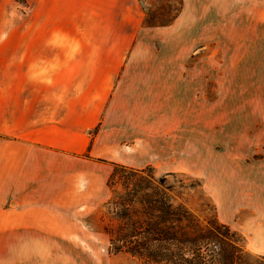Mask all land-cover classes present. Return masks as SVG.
<instances>
[{
  "label": "crops",
  "instance_id": "0c3cea01",
  "mask_svg": "<svg viewBox=\"0 0 264 264\" xmlns=\"http://www.w3.org/2000/svg\"><path fill=\"white\" fill-rule=\"evenodd\" d=\"M143 2L24 0L21 26L1 34L0 132L7 178L20 181L15 204L91 207L108 196L113 164L155 162L159 145L170 147V98L190 95L187 60L201 58L204 37L230 44L217 49L221 65L264 62V0H182L163 26L144 24ZM243 183L226 194H245Z\"/></svg>",
  "mask_w": 264,
  "mask_h": 264
},
{
  "label": "rangeland",
  "instance_id": "374dc122",
  "mask_svg": "<svg viewBox=\"0 0 264 264\" xmlns=\"http://www.w3.org/2000/svg\"><path fill=\"white\" fill-rule=\"evenodd\" d=\"M25 5L24 0H0V41L7 38L1 35L6 28L21 26ZM143 6L144 22H166L178 0H144ZM203 42L201 58L196 50L187 60L192 67L190 95L170 98V147L159 145L155 162L146 166L121 164L134 172L117 168L111 183L108 175V196L91 207L15 204L14 187H20V181L7 178L3 163L9 137L0 132V264H165L113 253L108 231L119 224L110 207L170 204L186 207L204 226L216 222L222 231L229 229L230 240L218 236L204 246L209 254L215 250L232 255L228 261L234 264H264V62L254 58L247 67L230 68L218 63L217 55V49L229 43L216 42L214 36ZM249 45L254 49L256 43ZM1 49L0 43V54ZM2 69L0 61V76ZM6 89L7 84L0 83V125L7 122L2 113L8 108ZM203 121L204 135L199 134ZM243 162L249 164L241 169ZM243 172L249 180L238 179ZM243 182L245 194H226L227 187Z\"/></svg>",
  "mask_w": 264,
  "mask_h": 264
},
{
  "label": "trees",
  "instance_id": "16d2710c",
  "mask_svg": "<svg viewBox=\"0 0 264 264\" xmlns=\"http://www.w3.org/2000/svg\"><path fill=\"white\" fill-rule=\"evenodd\" d=\"M182 7L178 8L166 22H147V26H163L172 22ZM114 164L107 183L116 177L117 168H126ZM134 172L133 168L127 167ZM127 170V169H126ZM118 215L119 224L108 231L109 244L113 253L126 252L142 259L145 263L165 264H234L228 261L232 255L208 253L204 246L217 241L218 236L229 239V229L224 232L216 222L202 225L186 207H110ZM224 223H222L223 225ZM224 226H228L224 224ZM234 234L233 232H231ZM228 261V262H227Z\"/></svg>",
  "mask_w": 264,
  "mask_h": 264
}]
</instances>
